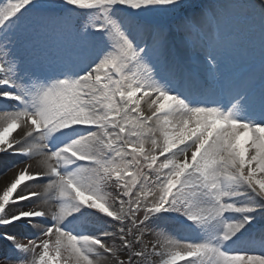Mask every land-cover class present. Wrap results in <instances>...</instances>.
Wrapping results in <instances>:
<instances>
[{
    "label": "snow or ice",
    "instance_id": "snow-or-ice-1",
    "mask_svg": "<svg viewBox=\"0 0 264 264\" xmlns=\"http://www.w3.org/2000/svg\"><path fill=\"white\" fill-rule=\"evenodd\" d=\"M0 264H264V0H0Z\"/></svg>",
    "mask_w": 264,
    "mask_h": 264
},
{
    "label": "rangeland",
    "instance_id": "rangeland-1",
    "mask_svg": "<svg viewBox=\"0 0 264 264\" xmlns=\"http://www.w3.org/2000/svg\"><path fill=\"white\" fill-rule=\"evenodd\" d=\"M248 66H249V67L258 68V63H257V64H255V65H251V64H249Z\"/></svg>",
    "mask_w": 264,
    "mask_h": 264
}]
</instances>
